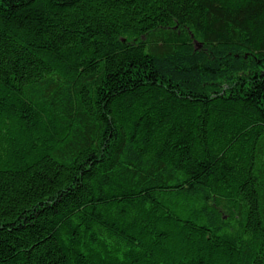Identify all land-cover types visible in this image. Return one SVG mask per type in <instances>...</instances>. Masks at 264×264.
Instances as JSON below:
<instances>
[{
    "label": "trees",
    "instance_id": "obj_1",
    "mask_svg": "<svg viewBox=\"0 0 264 264\" xmlns=\"http://www.w3.org/2000/svg\"><path fill=\"white\" fill-rule=\"evenodd\" d=\"M0 264H264V0H0Z\"/></svg>",
    "mask_w": 264,
    "mask_h": 264
},
{
    "label": "bare ground",
    "instance_id": "obj_2",
    "mask_svg": "<svg viewBox=\"0 0 264 264\" xmlns=\"http://www.w3.org/2000/svg\"><path fill=\"white\" fill-rule=\"evenodd\" d=\"M192 38H193V36H192ZM195 45H196L197 48H200V45L198 43H195Z\"/></svg>",
    "mask_w": 264,
    "mask_h": 264
}]
</instances>
